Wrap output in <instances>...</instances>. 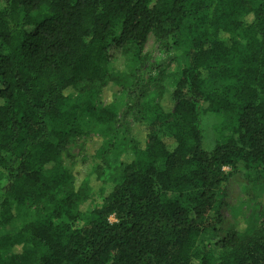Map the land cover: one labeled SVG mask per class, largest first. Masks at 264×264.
<instances>
[{
    "label": "trees",
    "instance_id": "obj_1",
    "mask_svg": "<svg viewBox=\"0 0 264 264\" xmlns=\"http://www.w3.org/2000/svg\"><path fill=\"white\" fill-rule=\"evenodd\" d=\"M150 33L184 54L177 78L161 65L138 77ZM110 83L149 124L137 139L125 113L129 160L96 170L107 191L84 217L58 143L111 130L113 112L89 105ZM204 112L219 119L212 150ZM225 169L264 182V0H0V228L29 200L42 209L0 234V264H264V210L257 227L210 237Z\"/></svg>",
    "mask_w": 264,
    "mask_h": 264
},
{
    "label": "rangeland",
    "instance_id": "obj_2",
    "mask_svg": "<svg viewBox=\"0 0 264 264\" xmlns=\"http://www.w3.org/2000/svg\"><path fill=\"white\" fill-rule=\"evenodd\" d=\"M170 47L169 50H165L156 36L150 33L141 54L144 59V66L138 73V77L140 75L139 78L146 82L154 66L161 65L169 79L177 78L186 60L181 50L175 49L172 44ZM122 62L121 58L113 59L110 62L108 65L109 76L120 74ZM76 97L77 95L74 94L71 98ZM161 102L164 108H168V94ZM132 104V97L127 92L110 83L100 95L90 97L89 105L96 109H106L113 112L115 122L110 126L111 130H95L88 135L68 137L58 143L59 164L72 175L76 188L81 187L82 184L86 187L88 198L81 206L84 217H87L93 209L102 206V196L107 191L97 177L96 170L100 167L112 169L117 162L129 160L128 151L122 147L124 144L123 135L118 131L125 113L130 112L126 115L125 121L134 137L141 140L146 133L149 120L138 117L136 112L131 109ZM202 109H205V105L202 106ZM82 123V125L89 123V117L83 116ZM218 125V117L210 113H202L201 128L205 150L214 148ZM225 171L228 173V180L223 194L219 197L220 222L215 230L210 233L214 242L223 238L230 230L242 231L248 227H257L264 210V182L262 179H258L260 177L259 170L233 171L225 169ZM4 181V177L0 175V187ZM41 211V205H36L30 200L27 201L21 211L22 217L0 228V234L18 230L22 220L35 218ZM16 251L18 249L13 247L9 249L7 254ZM219 253L220 250L215 246L216 258Z\"/></svg>",
    "mask_w": 264,
    "mask_h": 264
}]
</instances>
